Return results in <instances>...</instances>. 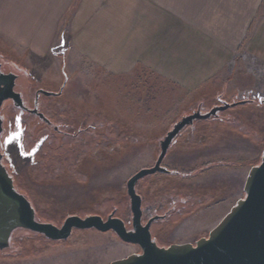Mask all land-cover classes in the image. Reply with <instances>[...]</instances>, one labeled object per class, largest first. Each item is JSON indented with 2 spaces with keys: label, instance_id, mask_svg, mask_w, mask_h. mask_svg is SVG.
<instances>
[{
  "label": "rangeland",
  "instance_id": "1",
  "mask_svg": "<svg viewBox=\"0 0 264 264\" xmlns=\"http://www.w3.org/2000/svg\"><path fill=\"white\" fill-rule=\"evenodd\" d=\"M54 3L0 0L1 69L17 75L15 91L28 108L38 91L47 92L38 93V101L48 107L50 120L46 124L11 101L3 104L0 148L15 188L30 200L39 221L59 226L72 214L105 218L113 213L130 228L126 181L153 166L166 132L199 108L204 113L236 103L185 126L162 161L170 173L148 175L136 184L142 223L162 216L150 227L157 245L206 237L244 196L248 171L260 162L264 69L239 65L234 81L189 92L140 68L111 76L72 54L70 10L48 8ZM48 12H54L48 39L39 44L43 36L37 35V41L29 34H41L40 20ZM14 132L20 138L5 146L4 139ZM46 132L50 137L45 141ZM139 250L111 231L74 230L67 240L52 241L17 229L9 247L0 250V264H109Z\"/></svg>",
  "mask_w": 264,
  "mask_h": 264
},
{
  "label": "crops",
  "instance_id": "2",
  "mask_svg": "<svg viewBox=\"0 0 264 264\" xmlns=\"http://www.w3.org/2000/svg\"><path fill=\"white\" fill-rule=\"evenodd\" d=\"M56 1L48 8L70 10L72 54L111 76L140 68L189 92L234 81L239 65L264 69V0ZM53 13L29 34L39 44Z\"/></svg>",
  "mask_w": 264,
  "mask_h": 264
},
{
  "label": "water",
  "instance_id": "3",
  "mask_svg": "<svg viewBox=\"0 0 264 264\" xmlns=\"http://www.w3.org/2000/svg\"><path fill=\"white\" fill-rule=\"evenodd\" d=\"M16 77L12 72L4 73L0 65V137L3 132V104L11 101L16 108L27 110L21 93L15 91ZM234 105L236 103H222L204 113L197 110L183 116L166 132L159 142V153L153 166L139 169L126 181L130 228L113 213L105 218L98 214L83 217L72 214L66 216L59 226L39 221L30 200L15 188L13 178L3 163L0 148V250L9 247L12 234L17 229L31 231L52 241L67 240L74 230L93 229L111 231L122 242L137 245L140 249L138 253L113 260L109 264H264V150L260 162L248 171L243 185L244 196L236 201L206 237L194 243H172L161 247L152 238L150 227L162 216L149 217L142 223V199L136 191L137 182L155 173H170L162 166V161L173 139L185 126L198 119L216 116L218 112Z\"/></svg>",
  "mask_w": 264,
  "mask_h": 264
},
{
  "label": "flooded vegetation",
  "instance_id": "4",
  "mask_svg": "<svg viewBox=\"0 0 264 264\" xmlns=\"http://www.w3.org/2000/svg\"><path fill=\"white\" fill-rule=\"evenodd\" d=\"M2 70V69H1ZM5 73V72H4ZM38 93H41V92H37L36 93V95H35V99H34V97H33V107L32 108H28L26 105H25V103H24V105L27 107V110L25 111V112H27V113H29V114H32L33 116H37V117H39L40 119H42L46 124H50V120L48 119V117L46 116V114H45V112H46V110H47V106H45V104L43 105V104H41V103H39V101H38V96H39V94ZM197 110H201L200 108L199 109H197ZM196 110V111H197ZM22 111H24V110H22ZM34 111V112H33ZM195 111V112H196ZM41 114V115H40ZM195 242V241H194ZM159 246V245H158ZM163 247H166V246H163ZM140 251V250H139ZM138 251V252H139ZM137 252V253H138Z\"/></svg>",
  "mask_w": 264,
  "mask_h": 264
},
{
  "label": "snow or ice",
  "instance_id": "5",
  "mask_svg": "<svg viewBox=\"0 0 264 264\" xmlns=\"http://www.w3.org/2000/svg\"><path fill=\"white\" fill-rule=\"evenodd\" d=\"M17 123H19V121L17 120ZM21 133L19 132H14L12 134H9L6 136V138L4 139V145L7 146L9 144H15V142L20 138Z\"/></svg>",
  "mask_w": 264,
  "mask_h": 264
},
{
  "label": "trees",
  "instance_id": "6",
  "mask_svg": "<svg viewBox=\"0 0 264 264\" xmlns=\"http://www.w3.org/2000/svg\"><path fill=\"white\" fill-rule=\"evenodd\" d=\"M21 123V122H20ZM48 132H46V134H47ZM49 138L50 136H49V134H47L46 136H45V138L43 139V140H45L46 141V138ZM59 151L62 153V151H61V149L59 148ZM13 178V177H12Z\"/></svg>",
  "mask_w": 264,
  "mask_h": 264
}]
</instances>
